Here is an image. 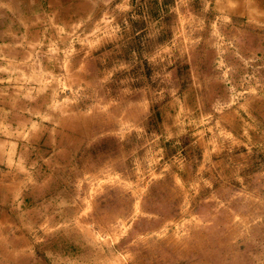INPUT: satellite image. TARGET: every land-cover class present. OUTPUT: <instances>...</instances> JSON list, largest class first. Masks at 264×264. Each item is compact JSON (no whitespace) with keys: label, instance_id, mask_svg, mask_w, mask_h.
<instances>
[{"label":"rangeland","instance_id":"rangeland-1","mask_svg":"<svg viewBox=\"0 0 264 264\" xmlns=\"http://www.w3.org/2000/svg\"><path fill=\"white\" fill-rule=\"evenodd\" d=\"M82 5L0 77V264H264V0Z\"/></svg>","mask_w":264,"mask_h":264},{"label":"crops","instance_id":"crops-1","mask_svg":"<svg viewBox=\"0 0 264 264\" xmlns=\"http://www.w3.org/2000/svg\"><path fill=\"white\" fill-rule=\"evenodd\" d=\"M82 4L83 0H0V77L5 79L13 64L24 66L49 31L73 23Z\"/></svg>","mask_w":264,"mask_h":264}]
</instances>
